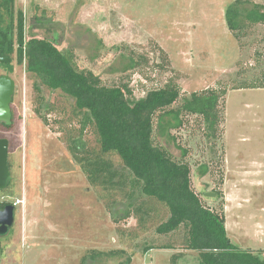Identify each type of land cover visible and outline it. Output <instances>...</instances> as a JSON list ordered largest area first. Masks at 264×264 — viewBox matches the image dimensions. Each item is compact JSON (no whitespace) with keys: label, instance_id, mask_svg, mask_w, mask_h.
Wrapping results in <instances>:
<instances>
[{"label":"rangeland","instance_id":"374dc122","mask_svg":"<svg viewBox=\"0 0 264 264\" xmlns=\"http://www.w3.org/2000/svg\"><path fill=\"white\" fill-rule=\"evenodd\" d=\"M236 1L14 0V8L24 14L27 41H53L79 71L93 72L108 87H128L136 99L175 82L181 99L167 110H176L193 93L225 90L219 139H208L201 117L185 114L180 128L162 136L160 113L155 139L189 164L193 190L206 207L225 214L231 243L264 258V89L249 88L263 77L264 24L243 19L241 29L229 30L227 10ZM239 1L246 11L264 7V0ZM131 60L135 69H127ZM12 64L17 121L13 131L0 124V139L10 142L14 178L11 195L0 192V203L14 205L16 213L11 231L0 236V264H82L92 250H124L131 264H171L182 253L178 264H202L177 238L150 232L134 240L135 218L115 222L114 212L124 213L134 200L109 205L73 163L67 137L80 129L73 100L43 90L54 111L38 116L34 77L17 64L16 52ZM6 75L0 65V77ZM84 138L98 148L93 128ZM171 240L174 250L145 252Z\"/></svg>","mask_w":264,"mask_h":264},{"label":"trees","instance_id":"16d2710c","mask_svg":"<svg viewBox=\"0 0 264 264\" xmlns=\"http://www.w3.org/2000/svg\"><path fill=\"white\" fill-rule=\"evenodd\" d=\"M239 4L238 0L227 10L229 30L241 29L243 19L264 24L263 6H254V9L246 11L239 8ZM15 52L17 64L25 65L26 72L34 77L35 112L38 116L54 111L53 105L46 102L43 90L61 92L73 100V114L79 118L80 129L78 134L67 137L68 153L89 184L101 190V197L106 198L109 205L134 200L130 209L124 213L114 212L113 216L116 223L136 219L137 226L130 234L134 240L155 232L160 236L177 238L186 251L199 255L202 264H264L259 253L241 250L231 243L225 214L206 207L193 190L189 164L173 158L155 139L154 121L159 113L162 136L168 128H180L185 114L201 117L208 139H219L224 121L225 90L193 93L176 110H167L181 99L180 87L175 82L136 99L128 87H108L93 72L79 71L53 41L37 38L27 41L23 12L16 15L14 0H0V57L11 59L9 64L0 60L6 76L14 73L12 59ZM136 67L135 60H131L127 69ZM249 88L264 89V72L261 84ZM11 108L12 125L0 123L9 131L15 129L17 121L13 106ZM88 128H93L97 136L96 149L90 148L84 138ZM10 157L11 150L9 186L0 191L8 196L11 195L14 178ZM114 157L118 158L119 164ZM206 173L205 168L202 174ZM9 205L12 204L0 203V209ZM164 212L167 213L166 218L162 216ZM174 246L171 240L158 247H148L145 252L174 250ZM125 255L124 250H92L82 259V264H87L89 259L97 262L104 258L118 260V264H131L132 258L127 256L124 260ZM184 255L172 256L171 264H178Z\"/></svg>","mask_w":264,"mask_h":264},{"label":"water","instance_id":"95a60500","mask_svg":"<svg viewBox=\"0 0 264 264\" xmlns=\"http://www.w3.org/2000/svg\"><path fill=\"white\" fill-rule=\"evenodd\" d=\"M1 62L5 64L11 63L10 58L0 57ZM15 82L10 76L0 77V123L6 126L12 125V103L15 94ZM10 142L8 139H0V191L8 188L11 174L8 167ZM204 197H215V194L204 193ZM15 207L7 206L4 210H0V228L1 235H5L9 228L14 225Z\"/></svg>","mask_w":264,"mask_h":264},{"label":"flooded vegetation","instance_id":"af4514ba","mask_svg":"<svg viewBox=\"0 0 264 264\" xmlns=\"http://www.w3.org/2000/svg\"><path fill=\"white\" fill-rule=\"evenodd\" d=\"M13 206H14V205H13ZM14 207H15V206H14ZM4 209H5V208H4ZM4 209H0V210H4ZM15 213H16V208H15ZM14 221H15V220H14ZM0 228H1V227H0ZM1 229H2V228H1ZM1 229H0V232L2 231ZM11 229H12V227H11V228H9L8 232H10V231H11ZM8 232H6V234H7ZM6 234H5V235H6ZM0 236H3V235H1V234H0Z\"/></svg>","mask_w":264,"mask_h":264},{"label":"built area","instance_id":"2783aa9c","mask_svg":"<svg viewBox=\"0 0 264 264\" xmlns=\"http://www.w3.org/2000/svg\"><path fill=\"white\" fill-rule=\"evenodd\" d=\"M150 264H152V263H150Z\"/></svg>","mask_w":264,"mask_h":264}]
</instances>
